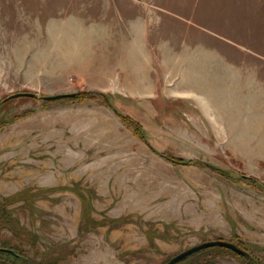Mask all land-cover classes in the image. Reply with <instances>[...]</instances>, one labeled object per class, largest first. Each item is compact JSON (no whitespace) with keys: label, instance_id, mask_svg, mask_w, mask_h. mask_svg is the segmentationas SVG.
Returning <instances> with one entry per match:
<instances>
[{"label":"rangeland","instance_id":"obj_1","mask_svg":"<svg viewBox=\"0 0 264 264\" xmlns=\"http://www.w3.org/2000/svg\"><path fill=\"white\" fill-rule=\"evenodd\" d=\"M214 239L264 264V0H0V264Z\"/></svg>","mask_w":264,"mask_h":264},{"label":"water","instance_id":"obj_2","mask_svg":"<svg viewBox=\"0 0 264 264\" xmlns=\"http://www.w3.org/2000/svg\"><path fill=\"white\" fill-rule=\"evenodd\" d=\"M34 96L35 94L31 93V92H17L14 94H11L9 96H7L6 98L3 99V101L14 98V97H18V96ZM73 94H58V95H54V96H46L45 98L48 99H55V98H61V97H66V96H71ZM214 246H218V247H225L227 249H230L232 251H234L237 254H240L242 256H245L247 253L245 250L239 248L238 246H236L235 244L222 240V239H214V240H207V241H203L199 244L193 245L179 253H177L176 255L172 256L169 261L166 264H175L176 262L182 260L183 258L189 256L192 253H195L199 250H202L204 248H208V247H214ZM4 249V248H3ZM8 250V249H5ZM11 251V250H8Z\"/></svg>","mask_w":264,"mask_h":264}]
</instances>
